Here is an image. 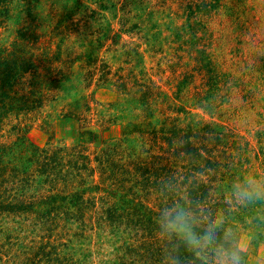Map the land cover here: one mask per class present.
I'll list each match as a JSON object with an SVG mask.
<instances>
[{
    "label": "rangeland",
    "instance_id": "374dc122",
    "mask_svg": "<svg viewBox=\"0 0 264 264\" xmlns=\"http://www.w3.org/2000/svg\"><path fill=\"white\" fill-rule=\"evenodd\" d=\"M5 4L9 11L0 25V42L7 45L18 27L31 23L39 33L31 51L40 78L64 75L53 86L42 87L33 110L10 114L0 125L4 169L0 205L18 198L35 210L0 209V264H21L38 245L50 252L61 247L77 264H122L120 260L131 261L138 253L136 246L147 240L133 239L127 227L107 221L84 226L60 216H37L45 205L69 203L76 186L56 184L64 189L60 193L67 201L44 203L42 197L50 187L42 181L45 175L27 173L33 166L28 159L35 157L37 146L53 150L79 142L80 129L96 131L81 141L80 149L87 155L82 165L92 168L81 170L88 176L87 184L97 179L105 148L114 143L126 151L150 147L140 131L125 132L130 122L176 126L173 146L168 147L167 140L160 145L174 151L182 144V158L164 153L156 164L162 168L153 173L185 181L171 189L181 188L188 204L195 201L209 212L226 211L223 194L235 175L264 174V0H6ZM29 75L26 72L17 84L24 86L21 92L29 88L25 81ZM20 120L28 125H12ZM112 152L114 160L132 159ZM23 165L31 167L22 172ZM74 167L69 168L77 172ZM171 186L168 179L165 188ZM191 189L196 198L190 196ZM84 193L86 198L94 194L88 189ZM228 220L248 242L247 264H264V210L237 208ZM165 240L166 256L175 262Z\"/></svg>",
    "mask_w": 264,
    "mask_h": 264
},
{
    "label": "trees",
    "instance_id": "16d2710c",
    "mask_svg": "<svg viewBox=\"0 0 264 264\" xmlns=\"http://www.w3.org/2000/svg\"><path fill=\"white\" fill-rule=\"evenodd\" d=\"M5 3L6 0H0V25L8 17L6 14L9 10ZM2 15L6 17H1ZM29 25L31 27V23ZM30 27L27 25L18 27L15 38L7 45L0 42V125L5 117L10 114L19 115L22 112L28 113V111L33 110V104L41 100L42 87L44 85H47L48 88L53 86V82L61 80L62 75H64L61 72L58 79L53 77V75L47 78H40L42 74L38 72V63L34 62L31 51V48L39 38V33ZM26 72L30 74L29 78L25 79L29 88L21 92L24 86L17 87V84L24 80ZM20 121L12 123V125H15V127L16 125H28L27 121ZM156 126L136 125L132 124V122L125 126L126 133L140 131V134L145 139L150 140V147L126 151L117 149L114 143L112 148H105L100 152L99 156L101 171L97 179H91L88 184L86 183L88 176L81 174V170L86 167L82 164L87 155L82 152L80 147L82 146L81 141L85 140L86 136L91 139L96 135V131L80 129V141L70 146H58L53 148V150L49 147H35L33 152L35 157L32 156L31 159H28L33 166L31 172L27 173L45 175L42 181L50 187V191L42 197L44 203L66 200L67 196L60 193L64 189L55 187L56 184H62L63 186L64 184L72 185L75 183L74 186H76L72 194L74 196H72L69 203L67 202L66 205H45L43 209L36 211L37 216L41 219L60 216L66 221H77L84 226H91V223L100 224L106 221L111 226H125L127 227L126 232L130 234V237L133 236V239L145 237L147 240H142L136 246L138 253L135 254L131 261L120 260L122 264H177L176 261L172 262L166 256L167 248H164V245L166 246V237L157 229L156 216L162 207L187 202L180 195L181 188L174 191L171 189L178 184L182 186L181 183H185V181L172 177V175L169 178L166 175L165 179V176L161 177L160 172L153 173V170L162 168L156 164L164 159V153L166 152H172L171 154L174 155L175 159H181L180 151L183 145L178 144L174 151L162 147L163 145H160V142L166 140L168 141V147L173 146L174 139H177L178 136L177 129L175 125L167 127L164 123L159 127ZM158 131L161 134H158ZM167 131H170V134ZM22 135L24 136V134ZM155 142L159 143L155 145ZM155 146L158 149L155 153H152ZM113 149L117 154L127 155L132 159H126L128 162L112 159ZM143 153H146V155H143ZM78 161H82V163L77 166ZM129 162L131 165L125 166ZM75 165L76 167H74ZM70 166L78 169V171H72L69 168ZM30 167L27 165L20 170L25 172L26 168L29 169ZM89 168L92 169L89 166L86 167V169ZM3 171L4 169L1 167L0 172ZM168 179L172 185L169 189L165 188ZM206 186L205 184L203 185L207 190ZM87 189L94 194L86 198L84 192ZM153 192H156L157 195L154 196ZM196 195V190L191 189L190 196L196 198ZM17 199L10 198L3 206L0 205V209L11 212L35 211L29 208V205H26L22 200ZM195 203L194 201L191 204ZM213 205L211 204V206ZM210 213H214V209ZM171 240L168 238L167 245L170 246V251H173V255L179 258L180 264H199L198 261H193L192 255L186 252L178 242ZM44 246L38 245L37 251L33 256L26 259V261L23 260L21 264H77L71 254L62 252L61 247H58L60 249L57 251L50 252V250L44 249ZM128 246L132 247L130 244ZM52 253L55 255L51 256ZM174 256L172 257L174 258Z\"/></svg>",
    "mask_w": 264,
    "mask_h": 264
},
{
    "label": "clouds",
    "instance_id": "9594fccd",
    "mask_svg": "<svg viewBox=\"0 0 264 264\" xmlns=\"http://www.w3.org/2000/svg\"><path fill=\"white\" fill-rule=\"evenodd\" d=\"M223 204L226 211L217 213L187 202L162 207L156 216L157 229L199 264H247L248 242L228 214L237 208L264 210V174L235 175L223 194ZM174 259L180 264L178 257Z\"/></svg>",
    "mask_w": 264,
    "mask_h": 264
}]
</instances>
